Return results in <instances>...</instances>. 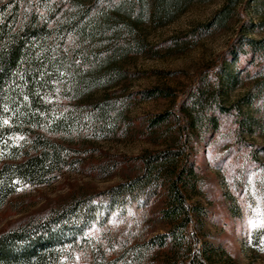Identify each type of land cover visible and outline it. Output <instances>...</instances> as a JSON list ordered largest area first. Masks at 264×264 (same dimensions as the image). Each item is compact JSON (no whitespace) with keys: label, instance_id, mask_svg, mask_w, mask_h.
Masks as SVG:
<instances>
[{"label":"rangeland","instance_id":"374dc122","mask_svg":"<svg viewBox=\"0 0 264 264\" xmlns=\"http://www.w3.org/2000/svg\"><path fill=\"white\" fill-rule=\"evenodd\" d=\"M124 1L134 19L140 5ZM152 3L145 0L137 23L145 47L118 60L119 80L93 89L94 97L117 91L125 99L112 134L76 138V147L83 145L76 155L80 164L53 183L19 182L0 208V232L74 194L96 195L128 182L141 172V156L182 139L192 171L184 189L194 209L189 229L199 234L198 246L209 249L210 264H264V178L249 156L264 145V137L247 126L257 116L248 94L262 71L260 58L245 45L247 39L264 41V0H179L160 15ZM151 88L169 95L142 98ZM164 112L170 113L167 120L151 127ZM162 180L152 197L128 198L110 213L98 211L83 235L120 252L125 243L163 233L160 211L169 182ZM77 258L82 263L86 255ZM163 258L156 256L151 264H164Z\"/></svg>","mask_w":264,"mask_h":264},{"label":"trees","instance_id":"16d2710c","mask_svg":"<svg viewBox=\"0 0 264 264\" xmlns=\"http://www.w3.org/2000/svg\"><path fill=\"white\" fill-rule=\"evenodd\" d=\"M135 1L140 9L131 19L124 0H0V208L19 182L51 184L63 171L76 169L83 148L76 147V138L112 134L125 99L117 91L94 97L93 89L119 80L118 60L145 47L137 31L145 0ZM172 5L179 0H153L154 14L169 13ZM245 45L260 58L262 71L248 94L257 116L247 126L264 137V41L247 39ZM140 94L169 95L157 88ZM169 116L159 114L150 126ZM186 147L180 139L176 146L148 152L140 157L141 172L128 182L96 195L74 194L10 225L0 232V264H151L159 255L164 264H210L209 249L199 247V234L189 229L195 221L184 192L192 172ZM249 156L264 178V145ZM162 179L169 182L160 211L163 233L125 243L120 252L83 235L98 211L110 213L128 198L152 197ZM77 253L86 255L85 262Z\"/></svg>","mask_w":264,"mask_h":264}]
</instances>
